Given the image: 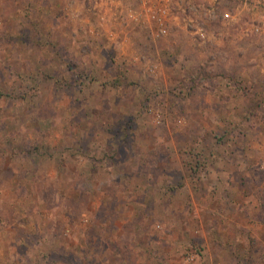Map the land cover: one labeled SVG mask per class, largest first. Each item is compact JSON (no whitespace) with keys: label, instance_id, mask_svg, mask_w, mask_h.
<instances>
[{"label":"rangeland","instance_id":"obj_1","mask_svg":"<svg viewBox=\"0 0 264 264\" xmlns=\"http://www.w3.org/2000/svg\"><path fill=\"white\" fill-rule=\"evenodd\" d=\"M260 1L0 0V264H264Z\"/></svg>","mask_w":264,"mask_h":264},{"label":"crops","instance_id":"obj_2","mask_svg":"<svg viewBox=\"0 0 264 264\" xmlns=\"http://www.w3.org/2000/svg\"><path fill=\"white\" fill-rule=\"evenodd\" d=\"M18 225L25 227L24 223L19 222ZM66 233H67V231H66ZM18 245H19V247H21L23 249L24 246H26V238L23 237L22 239H20ZM26 259H27L26 256L24 257L22 254L20 255V252H16L15 256L12 258V263L13 264H30Z\"/></svg>","mask_w":264,"mask_h":264},{"label":"built area","instance_id":"obj_3","mask_svg":"<svg viewBox=\"0 0 264 264\" xmlns=\"http://www.w3.org/2000/svg\"><path fill=\"white\" fill-rule=\"evenodd\" d=\"M134 1L136 3L144 6V7H149L153 3L154 0H134ZM260 3L264 6V0H261ZM223 18L227 20V19H230L231 17H230V14L228 12H225V13H223ZM255 31L260 32L261 27L260 26L256 27ZM161 32L164 33L165 31L162 30Z\"/></svg>","mask_w":264,"mask_h":264}]
</instances>
